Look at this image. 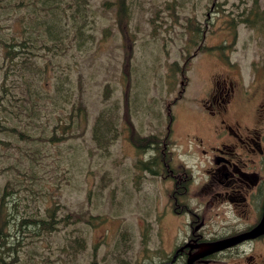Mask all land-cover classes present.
Masks as SVG:
<instances>
[{"label":"rangeland","instance_id":"374dc122","mask_svg":"<svg viewBox=\"0 0 264 264\" xmlns=\"http://www.w3.org/2000/svg\"><path fill=\"white\" fill-rule=\"evenodd\" d=\"M105 1L91 2L92 26L98 41L92 51L94 53L83 58L82 52L71 46L60 56L59 61L71 63L69 72L75 81L73 88L75 94H78L80 74L85 75L82 77V95L90 112L89 125H92L102 108L112 106L118 100L124 108V132L112 146L109 159L104 161L91 140L89 126L84 132L83 140L78 139L75 143H83L92 172H86L79 181L68 183L65 177V164H56L53 161L51 156L55 153H43L34 163L37 176L30 180V183L33 188L38 189L37 195H45L46 199L51 196L61 205L70 207L71 211L76 213V217H81L76 218V222L87 233L88 247L82 254L84 260L79 258L76 264H86L90 260H96V264H143L149 248L141 247L140 241L141 239L154 241L157 222L160 221L156 216L155 205L159 200L157 195H160L162 186L158 178H153L147 172L135 170L140 160L154 159L157 154L148 149L143 153L133 145L132 138L139 134L147 136L164 133L162 130L166 126L165 107L167 103L177 100L175 98L182 89L185 91L181 104L185 105L188 111L194 109L196 112L195 98L204 95L210 82L217 83L220 77L225 76L223 71L227 67L222 64L223 62L238 65L244 75H247L246 70L254 60H258L261 51L264 50V15L261 14L263 16L260 19L255 16L258 12H264V0H185L184 7L181 3L175 6L177 16L170 18L165 12L161 14L167 21L161 23L162 26L159 25L161 28L156 27L158 22L156 7L161 3L165 4L167 0H126V15L121 19L118 29L116 12L114 13L110 7L104 8ZM245 8L248 12L246 17L248 23L241 18ZM15 9L13 6L0 8V33L5 36H16L22 30L18 16L23 9ZM189 18L193 24L200 20L207 23L208 27L203 41L192 36L194 42L189 45L190 51L187 52V42L184 40H190L191 36L187 32L194 30L187 29ZM106 27L112 28V34L104 42H99L101 32ZM158 36L161 37L157 38ZM233 36H237V44L231 43ZM121 43H126V49L120 47ZM204 43L209 47L206 54L208 56L204 57V54H201L195 59L188 58L190 52L193 53L199 47H203ZM226 43L230 44V48L226 50L228 45L224 50L221 49L220 47ZM220 55L223 62L216 59ZM123 59L126 61V73H123L124 65L121 63ZM143 59L142 69H146L147 73L144 83L148 84V87L143 96L135 99L134 112L131 115L129 100L132 91L138 90V85L134 84L132 78V64L136 62L138 64ZM175 61L181 63L180 66L185 70L184 75L179 71L180 78L177 81L173 78L167 82L169 71L166 64H173ZM259 63L264 64V57ZM64 68L66 69L65 64ZM120 74L126 76L125 80L121 79ZM172 74H175L173 70ZM53 76L54 74H50V79ZM107 81L117 88H114V94L105 101L104 85ZM121 95L123 98H120ZM178 108L176 106L171 108V112L175 111L178 116V123L174 128L182 140L177 141V147L173 149L180 155L187 156L188 139L197 133L194 126L197 116L183 109L178 113ZM49 112L50 117L56 118L59 115L53 109ZM186 133L188 134L184 136ZM12 157V154L0 151L2 159L0 165L7 163ZM24 170L27 171L28 168L25 167ZM39 203L38 208L43 209L42 201L39 200ZM19 209L22 212L25 210L21 206ZM163 222L165 223L164 220ZM56 223L57 221L54 225ZM164 231L167 232L168 229ZM7 233L8 236L4 237L5 244L13 248L19 243L16 234L14 236L11 232ZM130 240L135 241L136 245L133 246L134 242H129ZM33 241L38 253L49 255L48 240L36 237ZM53 243L56 244L54 241ZM117 245H121L123 250L117 257H113ZM21 254L24 257L25 251H21ZM4 255L5 252H0V257L3 258L1 264H6ZM34 261L43 264L38 260Z\"/></svg>","mask_w":264,"mask_h":264},{"label":"trees","instance_id":"16d2710c","mask_svg":"<svg viewBox=\"0 0 264 264\" xmlns=\"http://www.w3.org/2000/svg\"><path fill=\"white\" fill-rule=\"evenodd\" d=\"M179 1L167 0L165 4L161 3L156 7L158 11L156 27L161 23H167L161 15L163 12L170 18L177 16L175 6L180 3L183 7L185 6V0ZM91 2L92 0H0V8L13 6L15 10L23 9L18 16L22 26L18 35L5 36L0 33L2 53L0 57L2 71L0 73V151L13 156L7 163L0 165L3 166L0 168V252H5L6 264H23L24 262L38 264L34 260L43 264H76L79 258L84 260L82 254L88 247L87 233L76 222L81 217H76V213L72 212L70 207L61 205L53 197L46 199L45 195H37L38 189L32 187L30 180H34L37 176L34 171L37 158L43 153H55L51 157L56 164H65V177L68 183L74 180L79 181L86 172L90 173L92 170L89 159L85 156L83 143H75V141L83 140L84 132L91 126V140L103 160L107 161L111 155L112 146L124 132V108L118 100L112 106L102 108L92 125H89L90 112L82 95V77L85 75L80 74L78 94H75L73 91L75 81L69 72L71 63L59 61L60 56L71 46L80 50L83 58L94 53L92 51L98 41L92 26ZM103 7H110L114 13L116 12L118 29L121 19L126 15V0H106ZM14 14H16L15 11ZM247 16L248 13L243 12L242 20H245ZM188 23L187 29L194 30L187 32L191 39L184 40L187 42V52L190 51L189 45L194 42L192 36L203 41L208 27L207 23L200 20L193 24L189 18ZM111 32V27L104 28L99 42L108 39ZM204 44H201L203 47H199L195 52H190L188 58L195 59L201 54H204V57L208 56L206 54L209 52V47L206 43ZM226 46L228 50L230 44L227 43L220 48L224 50ZM120 47L126 49V43H121ZM261 53L264 55V50ZM221 56L216 59L223 62ZM260 59L261 54L251 65H261ZM121 63L124 65L123 73H126L125 59ZM222 64L227 67L224 71L227 70L232 78L238 75L242 83L245 82V85H248L249 80L250 84L252 74L249 75L248 70L245 76L239 66L232 65L231 62ZM143 65L144 59L138 64L137 62L132 64V78L134 84L138 85V90L134 89L131 93L132 97L130 96L131 115L134 112L135 99L143 96L148 87V84L144 83L147 73L146 69H142ZM180 65L178 61L166 64L169 71L167 82L173 78L177 81L180 78L179 71L184 75L185 70ZM172 70L175 74H172ZM257 71H262V68ZM50 74H54L51 79ZM119 76L123 80L126 78L123 74ZM114 88L117 87L109 81L105 83V101L114 94ZM120 98H123V95ZM171 103H167L165 107L166 126L162 130L165 131L164 133L147 136L139 134L132 138L133 145L143 153L146 149L155 150L157 147V155L160 157L161 153L168 151L167 146L171 144L169 132L174 129L175 124ZM51 109L59 113L56 118L50 117ZM154 159L140 160L135 170L142 171ZM25 167L28 168L27 171L24 170ZM39 200L42 201L43 209L38 208ZM19 206L24 207V212L20 211ZM59 212L64 214L61 215ZM55 221H57L56 225H54ZM71 227L76 228L71 229ZM7 232H11L14 236L16 234L15 237L19 243L13 248L5 244L4 237L8 236ZM36 237L49 241V255L38 253L33 246V239ZM121 245L115 247L113 257H117L123 250ZM23 250L24 257L21 254ZM2 261L3 258L0 257V264ZM95 261L90 260L86 264H96Z\"/></svg>","mask_w":264,"mask_h":264},{"label":"flooded vegetation","instance_id":"af4514ba","mask_svg":"<svg viewBox=\"0 0 264 264\" xmlns=\"http://www.w3.org/2000/svg\"><path fill=\"white\" fill-rule=\"evenodd\" d=\"M236 41L233 36L231 43ZM223 72L225 76L195 98L196 112L178 99L172 104L178 113L183 109L197 116L187 156L173 149L182 140L174 128L168 151L142 169L162 186L155 205L160 221L154 241H140L149 248L143 264H188L202 247L242 236L241 242L193 264H264V233L247 238L264 223V64L250 65L248 85L238 75ZM152 151L157 154L158 148Z\"/></svg>","mask_w":264,"mask_h":264},{"label":"water","instance_id":"95a60500","mask_svg":"<svg viewBox=\"0 0 264 264\" xmlns=\"http://www.w3.org/2000/svg\"><path fill=\"white\" fill-rule=\"evenodd\" d=\"M264 222V220H263ZM264 233V223H262L259 228L255 229L254 231H252L250 234L247 235V238H255L261 234ZM246 236H242L240 238H236V239H233V240H228L226 242H220V243H215V244H210L208 245L209 247H206L204 250H202L200 253H198L197 255L193 256L189 263L188 264H193L195 262L196 259L202 257V256H205V255H210L214 252H218V251H221V250H224L226 249L227 247L229 246H232V245H235L239 242H241ZM227 243V244H226ZM218 245V246H217ZM208 253V254H207ZM210 253V254H209ZM199 256V257H198ZM196 258V259H195Z\"/></svg>","mask_w":264,"mask_h":264}]
</instances>
